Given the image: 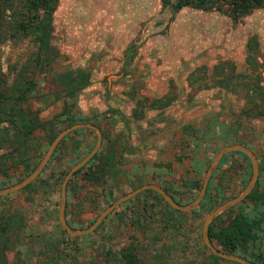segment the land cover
I'll return each mask as SVG.
<instances>
[{"label": "rangeland", "instance_id": "obj_1", "mask_svg": "<svg viewBox=\"0 0 264 264\" xmlns=\"http://www.w3.org/2000/svg\"><path fill=\"white\" fill-rule=\"evenodd\" d=\"M6 38L0 30V98L10 104L19 83L30 80L22 105L44 125L23 138L0 123V187L26 175L49 134L68 126V118L54 119L65 104L75 122L100 127L101 154L91 167L104 168L94 183L86 179L87 169L68 179L65 219L72 227L87 226L117 196L147 182L189 202L214 153L234 142L255 153L263 196L242 199L216 223L244 207L264 225V7L233 22L216 11L172 12L159 0H57L51 38L56 56L45 66L34 64L30 36ZM247 45L254 48L249 53ZM75 67L90 70V82L70 95L57 74ZM158 97L169 104L142 105L141 98L148 103ZM168 107L177 119L163 113ZM212 121L214 132L207 129ZM73 131L28 189L0 196V224L9 221L0 229V264H124L118 251L130 243L136 264H238L209 255L201 239L207 211H174L143 191L90 233H66L57 219L60 182L95 141L93 130ZM246 158L231 153L217 165L212 182L222 186V197L214 206L244 187L250 176ZM259 234L264 249V229Z\"/></svg>", "mask_w": 264, "mask_h": 264}, {"label": "trees", "instance_id": "obj_2", "mask_svg": "<svg viewBox=\"0 0 264 264\" xmlns=\"http://www.w3.org/2000/svg\"><path fill=\"white\" fill-rule=\"evenodd\" d=\"M159 1L162 7L169 6L172 12H176L182 7H190L202 11H216L228 16L233 22L240 20L255 8L264 7V0ZM56 6L57 0H0V30H3V33L6 34L7 38L15 37L18 34L22 36H30V38H32L33 42L35 43V52L33 58L35 65L45 66L56 56V48L51 44L52 14ZM247 47L248 53L254 49L250 45H247ZM248 58L249 54H247V61ZM252 59L254 60V57ZM57 80L58 83L63 86L65 92L72 95L79 89L83 88L89 82V72L82 68H70L63 71L62 73L57 74ZM19 84V93L15 97H13V99H11L12 102L10 104L7 102V99L0 98V123L4 121L7 122L10 127L16 129V131L19 132V135L24 138L32 133L35 128H41L44 124L38 120L36 112H32L30 109H27L22 105L26 99L27 93L32 89V82L30 80H25L24 84ZM16 102L18 103L16 104ZM167 102L153 100L146 106L149 108H152L155 105L161 107L166 105ZM14 116L17 117V120H14ZM65 118H68L67 125L75 122V120L72 119V116L67 112L66 106L64 104L63 108L54 115V119L64 120ZM18 120L20 121L19 128H17V126L19 125H16ZM80 122H87V120H81ZM214 125L215 122L212 121L207 129L211 132H214ZM221 128L225 129L222 126ZM80 129L81 128L75 129L73 132H76ZM55 134H49V141L54 137ZM65 137H67V135ZM60 143L56 146L50 158L54 156L57 149L59 148ZM231 153L240 154L246 158V156L242 152L232 151L225 154L219 161L218 165L222 163V161L228 154ZM100 154L101 152L97 151L81 168L76 170L72 175L77 174L81 170L87 169L89 172H91V174L88 175L86 179H88L92 183L97 182L99 180V177H101L104 168L97 170L96 168H92L91 165ZM34 166L35 164L28 168L26 172H30ZM214 173L215 172H213L211 177L209 178L204 195L197 206L207 211V213L212 210L214 203L216 202V198L222 197V186H220V184L217 182H212ZM37 177L34 180H36ZM33 181L28 183L21 189H28ZM258 185L259 181L256 180L252 190L243 198L242 201L249 199L253 202H256V200L258 201L260 198H262L263 195L261 193H258ZM161 187L166 190L175 201L180 203L164 186ZM194 187H199V184L195 183ZM211 189H213V193L211 192ZM142 193L151 195L153 196V198L162 201V197L153 190L146 189L143 190ZM226 199L227 198H222L221 200L224 201ZM259 202L262 203L263 201L260 200ZM66 204L67 202H65V216ZM233 207H230L227 210L219 213L210 221L207 231L210 241L212 242L213 240H215L217 243L216 247L221 250L235 253L256 264H264V249L261 247L262 245L259 244V240L261 238V235L259 233L264 229V225L261 221V218L258 217L257 213L251 214V212H246L244 210V207H242L240 211L235 213L233 216L227 217V220L225 222L219 224L216 223V220L222 214L230 212ZM144 209L148 210V207L145 206ZM171 209L177 211L176 209ZM8 223L9 221H7L6 224H0V229L5 230L8 227ZM67 223L72 226L68 221ZM101 223L97 227H99ZM118 254L119 259L123 261L124 264L137 263V258L135 256V247L132 243L121 247L118 251ZM209 255L214 260L221 259L210 252Z\"/></svg>", "mask_w": 264, "mask_h": 264}, {"label": "water", "instance_id": "obj_3", "mask_svg": "<svg viewBox=\"0 0 264 264\" xmlns=\"http://www.w3.org/2000/svg\"><path fill=\"white\" fill-rule=\"evenodd\" d=\"M79 128H86L93 130L95 132V141L92 145V147L86 152L81 158L73 163L70 168L66 171L64 174V177L62 178L59 186V202H58V209H57V219L59 222L60 227L68 234L70 235H83L90 233L93 231L100 223L101 221L120 203L130 199L131 197L135 196L137 193L150 189L158 193L162 199L165 201L167 205H169L171 208L185 212L192 210L193 208L197 207L200 200L202 199L208 180L216 168L219 160L223 157V155L232 152V151H240L242 152L248 159L250 164V176L244 187L235 195L232 197L218 203L216 206L212 208L203 218L201 223V239L203 244L208 248V250L216 255L219 258H223L226 260L234 261L238 264H256L242 256H239L232 252H227L224 250H221L217 248L209 239L207 231H208V225L210 221L219 213L227 210L228 208L236 205L239 203L253 188L257 175H258V160L255 156V154L252 152L250 148L247 146L241 144V143H229L221 146L212 156L210 159L201 180V185L196 193V195L187 203L180 204L177 201H175L172 196L164 190L159 184L154 182H147L140 184L133 188L132 190L125 192L119 196H117L112 202H110L108 205H106L97 215L96 217L85 227L82 228H74L70 226L65 219V202H66V189H67V182L68 179L71 177V175L81 168L98 150L102 133L99 126L93 124L92 122H75L68 126H65L61 128L54 137L50 140L48 143L46 149L44 150L43 154L41 155L40 159L37 161L36 165L30 172H28L26 175H24L20 180L11 183L7 186L0 187V196L7 195L10 193H13L24 186H26L28 183L32 182L38 174L41 172V170L44 168L45 164L49 160L52 152L54 151L57 144L60 142V140L65 137L68 133L75 129Z\"/></svg>", "mask_w": 264, "mask_h": 264}, {"label": "flooded vegetation", "instance_id": "obj_4", "mask_svg": "<svg viewBox=\"0 0 264 264\" xmlns=\"http://www.w3.org/2000/svg\"><path fill=\"white\" fill-rule=\"evenodd\" d=\"M87 71H88V70H87ZM88 72H89V82H90V70H89ZM89 82H88V83H89ZM88 83H87V84H88ZM87 84H86V85H87ZM86 85H85V86H86ZM85 86H84V87H85ZM84 87H83V88H84ZM81 89H82V88H81ZM157 99H160V98H159V97H158V98H152V99H150V101L157 100ZM141 101L145 102V104H149V103H150V102L146 103V100H145L144 98H141ZM156 104H159V103H156ZM168 104H169V103L167 102V104L164 105V106H161V107L159 106V107H158L157 105H155V106L152 107V108H153V109H154V108L158 109V108L165 107V106H167ZM239 143L242 144V142H239ZM243 145L247 146V145L244 144V143H243ZM247 147H248V146H247ZM248 148H250V147H248ZM250 149H251V148H250ZM252 152H253V151H252ZM253 153H254V152H253ZM254 154H255V153H254ZM223 156H224V155H223ZM255 156H256V155H255ZM220 160H221V159H220ZM220 160H219V161H220ZM218 163H219V162H218ZM217 165H218V164H217ZM216 167H217V166H216ZM215 169H216V168H215ZM215 169H214V171H215ZM214 171H213V172H214ZM213 172H212V173H213ZM258 172H259V166H258ZM211 175H212V174H211ZM210 177H211V176H210ZM257 178H258V175H257ZM256 180H257V179H256Z\"/></svg>", "mask_w": 264, "mask_h": 264}, {"label": "crops", "instance_id": "obj_5", "mask_svg": "<svg viewBox=\"0 0 264 264\" xmlns=\"http://www.w3.org/2000/svg\"><path fill=\"white\" fill-rule=\"evenodd\" d=\"M157 100H160V101H162L161 99H157ZM115 107H119V105H115ZM132 110H133V108H132ZM163 113H169V116H168V119H170V118H176V112H172V107H168V108H166V110H164L163 111ZM177 119V118H176ZM219 123V122H218ZM220 124V123H219ZM208 125V124H207ZM209 126V125H208ZM112 137H114V134H112ZM166 159H168V158H166Z\"/></svg>", "mask_w": 264, "mask_h": 264}]
</instances>
